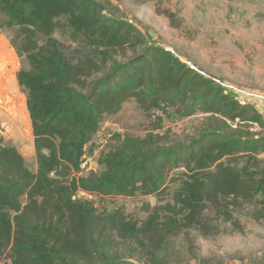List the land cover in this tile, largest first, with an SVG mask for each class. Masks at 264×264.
Instances as JSON below:
<instances>
[{
    "label": "trees",
    "instance_id": "16d2710c",
    "mask_svg": "<svg viewBox=\"0 0 264 264\" xmlns=\"http://www.w3.org/2000/svg\"><path fill=\"white\" fill-rule=\"evenodd\" d=\"M0 18L27 62L16 76L37 164L33 172L0 138V264H174L181 234L212 237L226 224L244 233L242 213L264 221V116L254 104L149 44L110 0H0ZM128 103L147 117L206 116L188 141L125 135L83 175L85 146ZM79 192L157 203L139 221Z\"/></svg>",
    "mask_w": 264,
    "mask_h": 264
},
{
    "label": "rangeland",
    "instance_id": "374dc122",
    "mask_svg": "<svg viewBox=\"0 0 264 264\" xmlns=\"http://www.w3.org/2000/svg\"><path fill=\"white\" fill-rule=\"evenodd\" d=\"M110 1L120 8L124 19L145 34L149 44L170 50L191 68L223 84L236 97L241 96L240 91L264 95V0ZM166 11L174 14V21ZM0 39L8 45L5 53L0 54V138L17 146L35 172L32 124L26 94L16 76L19 69L28 67L27 62L11 44L7 30L0 28ZM11 59H15L14 63ZM254 105L264 116V106ZM167 111H155L147 117L133 103L126 104L119 119L102 122L95 139L85 146L81 173L101 170V151L125 135L144 136L153 131L188 141L200 131L206 116L197 112L182 117L176 109ZM157 118L162 127L152 130ZM78 196L91 199L100 210L122 206L131 218L139 221L148 216L145 204L157 203L153 196L99 197L83 192ZM240 219L244 233L235 232L226 224L224 232L212 237L194 231L179 235L174 241V264H264V221L257 223L247 213H242Z\"/></svg>",
    "mask_w": 264,
    "mask_h": 264
},
{
    "label": "built area",
    "instance_id": "2783aa9c",
    "mask_svg": "<svg viewBox=\"0 0 264 264\" xmlns=\"http://www.w3.org/2000/svg\"><path fill=\"white\" fill-rule=\"evenodd\" d=\"M240 97H236L242 103H259L260 105L264 106V95L263 94H255L253 92L248 91H240ZM247 100V101H246Z\"/></svg>",
    "mask_w": 264,
    "mask_h": 264
},
{
    "label": "bare ground",
    "instance_id": "6f19581e",
    "mask_svg": "<svg viewBox=\"0 0 264 264\" xmlns=\"http://www.w3.org/2000/svg\"><path fill=\"white\" fill-rule=\"evenodd\" d=\"M1 48H4V49H8V45L6 44V42L5 41H3V40H1L0 39V49ZM29 138V137H28ZM31 150H32V147H31ZM33 152V151H32Z\"/></svg>",
    "mask_w": 264,
    "mask_h": 264
},
{
    "label": "flooded vegetation",
    "instance_id": "af4514ba",
    "mask_svg": "<svg viewBox=\"0 0 264 264\" xmlns=\"http://www.w3.org/2000/svg\"><path fill=\"white\" fill-rule=\"evenodd\" d=\"M3 51H6V50H4V48H1V49H0V54L5 53V52H3ZM1 52H3V53H1ZM14 60H15V59H11L10 61L14 63Z\"/></svg>",
    "mask_w": 264,
    "mask_h": 264
}]
</instances>
